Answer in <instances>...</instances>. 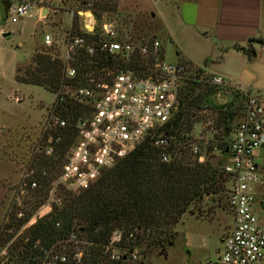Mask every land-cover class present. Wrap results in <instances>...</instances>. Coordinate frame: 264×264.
Returning <instances> with one entry per match:
<instances>
[{
    "label": "built area",
    "instance_id": "2783aa9c",
    "mask_svg": "<svg viewBox=\"0 0 264 264\" xmlns=\"http://www.w3.org/2000/svg\"><path fill=\"white\" fill-rule=\"evenodd\" d=\"M3 1L6 20L13 23L32 16L34 10L37 18L58 11L69 15L63 44L45 33L43 45L57 49L54 57L63 62L66 77L76 75L71 63L79 54L95 64L100 75H91L84 84H65L54 93L35 145L36 158H57L58 147L69 131L70 141L52 177L44 168L37 171L35 167L22 174L1 220L0 264H86L94 242L88 240L83 229L62 233V223L57 220L56 235L42 239L33 235L36 225L62 206L63 191L88 188L145 142L160 148L162 162L178 157L181 152L173 144L172 130L182 92L190 80H206L227 88L229 91L216 92L223 103L227 102L226 94L233 92L244 100L242 114L228 136H222L221 145L215 146L223 155V145H227L223 156L229 174L228 204L233 225L222 241L223 249L205 264H264V221L253 210L257 187L263 183L255 152L264 147V91L227 85L222 75L205 73L181 60L166 61L159 39H132L113 21L98 19L97 0ZM44 9L47 13L42 12ZM115 60L121 64L116 65ZM69 101L78 107H68ZM185 135L183 149L204 162L206 144L200 146L195 137ZM199 138L203 142L207 139L202 135ZM43 190L41 203L34 210L28 209L27 197ZM122 238L120 229L112 230L102 246L103 257L112 262L125 260L127 255L120 251Z\"/></svg>",
    "mask_w": 264,
    "mask_h": 264
},
{
    "label": "trees",
    "instance_id": "16d2710c",
    "mask_svg": "<svg viewBox=\"0 0 264 264\" xmlns=\"http://www.w3.org/2000/svg\"><path fill=\"white\" fill-rule=\"evenodd\" d=\"M98 8L108 9L104 5ZM97 17L100 19L99 13ZM85 59L84 55L76 56L71 63L76 68V75L68 78L60 59L46 52H36L27 65L16 68L15 80L41 86L50 92L59 91L65 84H84L91 75H100L95 64H90ZM114 63L120 65L121 61L115 60ZM218 90L219 86L206 80H190L186 84L172 130L173 144L181 152L178 157L165 163L160 160V148L150 142L139 145L127 157L104 171L88 188L78 194L65 193L64 196L63 193L67 191H63L62 197L64 200L66 198V203L63 207L54 209L43 222H39L33 235L42 239L54 237V224L57 220L62 223V233L75 228L83 229L88 240L94 242L90 246L86 264H104L106 261L107 264H125L123 261H109L102 254V246L108 242L111 231L116 228L122 231L121 247L127 251L142 245L144 253L157 248L160 254L166 256V247L173 244L177 233L174 226L183 213L191 210V206H195L206 196L220 204V194L228 191L224 182L229 181V174L225 172L224 166H214L207 160L198 162L183 149L186 145L185 134L192 127L191 108L199 107ZM67 106H72L73 109L78 107L71 101ZM222 109L217 108V111L218 122L223 124L224 133L230 130L227 119L232 118L234 112ZM66 134L58 147L60 150L57 158L37 157L33 165L37 171L43 168L49 172L56 167L58 169L64 147L70 141L71 131ZM226 147L224 143V156Z\"/></svg>",
    "mask_w": 264,
    "mask_h": 264
},
{
    "label": "rangeland",
    "instance_id": "374dc122",
    "mask_svg": "<svg viewBox=\"0 0 264 264\" xmlns=\"http://www.w3.org/2000/svg\"><path fill=\"white\" fill-rule=\"evenodd\" d=\"M95 4L96 13L104 19L113 21L122 34H127L132 39L157 38L164 51V59L176 61L172 44L161 34L156 22L148 15L134 14L130 4L119 0H97ZM101 5L107 6L108 9H99ZM69 19V15L58 11L55 14H45L43 18H37L36 13H32V16L13 23L6 20V7L0 1V227L1 220L18 189L22 174L30 171L29 168H32L37 161L35 145L39 138L40 127L46 119L56 92H50L41 86L17 82L15 71L18 66L27 65L36 52H46L56 56L57 49L46 48L43 45V35L52 34L62 45L69 27ZM74 24L76 26V19ZM7 32L10 34L3 36ZM253 59L250 63L255 61ZM200 67L204 69V65ZM223 88L219 87V90ZM226 89L223 91H229ZM16 97L18 100H15ZM225 99L227 102L223 103L222 98L214 93L199 107H192V127L186 133L189 137H195L199 144L201 143L200 146L206 144L205 160L220 167L226 164V158L217 148L221 145L219 143L225 132H222L223 124L218 122L217 108L234 112L232 118L227 119V124L232 128L242 114L244 106V100L235 92L227 93ZM200 135L206 137V141L203 142L199 138ZM257 152L264 159V149H258ZM56 168L51 172L45 170L52 177ZM46 183L47 181H43L44 186ZM224 185L228 190L229 183L224 182ZM81 191L83 190L79 192ZM79 192H64L63 196L65 193ZM220 195V204L206 196L201 202L191 206V210L183 213L174 226L177 233L173 244L166 247V256L160 254L157 248L144 253L142 245L130 252L121 247V253L127 254L123 262L125 264H205L207 259H214L223 249L222 241L233 225L228 204L229 193L223 191ZM43 198L44 190L27 197L28 209L34 210ZM65 203L66 198L65 200L63 198L62 207ZM253 210L256 214L258 212V216L264 221V209L262 211L257 209L255 204Z\"/></svg>",
    "mask_w": 264,
    "mask_h": 264
},
{
    "label": "crops",
    "instance_id": "0c3cea01",
    "mask_svg": "<svg viewBox=\"0 0 264 264\" xmlns=\"http://www.w3.org/2000/svg\"><path fill=\"white\" fill-rule=\"evenodd\" d=\"M119 1L130 4L134 14L148 15L156 22L172 44L176 60H185L208 74L222 75L227 85L264 91V47L256 43L264 41V0ZM42 12L47 13L45 9ZM252 58L255 61L250 63ZM257 151L263 183L256 190V206L262 211L264 159Z\"/></svg>",
    "mask_w": 264,
    "mask_h": 264
},
{
    "label": "water",
    "instance_id": "95a60500",
    "mask_svg": "<svg viewBox=\"0 0 264 264\" xmlns=\"http://www.w3.org/2000/svg\"><path fill=\"white\" fill-rule=\"evenodd\" d=\"M7 35H9V32L3 34V36H7ZM256 43L264 47V41L263 40L256 41ZM228 134H229V130H226L225 136H228Z\"/></svg>",
    "mask_w": 264,
    "mask_h": 264
}]
</instances>
